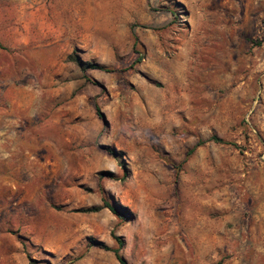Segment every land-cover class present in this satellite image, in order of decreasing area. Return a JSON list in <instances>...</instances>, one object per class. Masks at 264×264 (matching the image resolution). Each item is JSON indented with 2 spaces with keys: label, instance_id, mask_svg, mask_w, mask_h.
I'll list each match as a JSON object with an SVG mask.
<instances>
[{
  "label": "rangeland",
  "instance_id": "obj_1",
  "mask_svg": "<svg viewBox=\"0 0 264 264\" xmlns=\"http://www.w3.org/2000/svg\"><path fill=\"white\" fill-rule=\"evenodd\" d=\"M114 237L264 264V0H0V264H119Z\"/></svg>",
  "mask_w": 264,
  "mask_h": 264
},
{
  "label": "trees",
  "instance_id": "obj_2",
  "mask_svg": "<svg viewBox=\"0 0 264 264\" xmlns=\"http://www.w3.org/2000/svg\"><path fill=\"white\" fill-rule=\"evenodd\" d=\"M131 34H132V38H133V49L135 50V48L138 46V38H137V36L135 34L134 27L131 28ZM136 53H138V52H136ZM69 60H70V62H72L73 64H75L78 68H80L83 73H86L89 70L106 72V73L114 72V69H112V68H109V67H106V66H103V65H100V64H96V63H92L91 64V63H88V62H83V61H81L80 59H78L75 56L74 57L70 56L69 57ZM140 61H141V56L139 55L137 57V59L134 61L133 65H136V64L140 63ZM95 109H96V113H97L98 117L101 118L102 115H101L98 107L96 106ZM210 141L213 142V143H215V144H229L228 142H226L225 140H223L222 138H220V137H218L216 135L211 136L210 137ZM202 144H203V142H198L195 146H193L189 150V152L187 153L186 158L189 157ZM231 145L234 146V147L237 146L235 144H231ZM106 151L110 155H115L114 151H111L109 149L106 150ZM104 207L107 208L108 210H110L111 212H113L114 214H117L116 210L113 207H111L110 204L104 203ZM114 240L117 243V245L119 246V248L113 249V250L108 249V250H111L113 252V254H114L116 260L119 262V264H128L127 261L120 254V247L122 246L121 239H119L118 237H114ZM98 246H101L102 248L107 249L103 245H99L98 244Z\"/></svg>",
  "mask_w": 264,
  "mask_h": 264
}]
</instances>
